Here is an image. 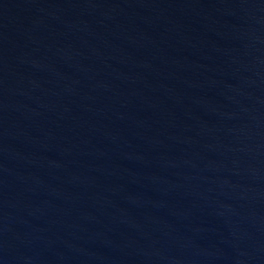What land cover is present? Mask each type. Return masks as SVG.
<instances>
[{
  "label": "water",
  "instance_id": "1",
  "mask_svg": "<svg viewBox=\"0 0 264 264\" xmlns=\"http://www.w3.org/2000/svg\"><path fill=\"white\" fill-rule=\"evenodd\" d=\"M0 264H264V0H0Z\"/></svg>",
  "mask_w": 264,
  "mask_h": 264
}]
</instances>
